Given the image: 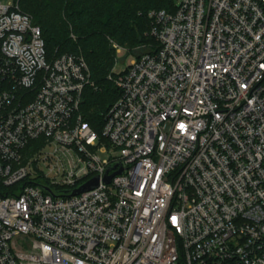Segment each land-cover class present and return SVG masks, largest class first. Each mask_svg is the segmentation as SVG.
<instances>
[{"label":"built area","instance_id":"obj_1","mask_svg":"<svg viewBox=\"0 0 264 264\" xmlns=\"http://www.w3.org/2000/svg\"><path fill=\"white\" fill-rule=\"evenodd\" d=\"M149 19L99 135L85 60L0 0V264H264V0Z\"/></svg>","mask_w":264,"mask_h":264},{"label":"trees","instance_id":"obj_2","mask_svg":"<svg viewBox=\"0 0 264 264\" xmlns=\"http://www.w3.org/2000/svg\"><path fill=\"white\" fill-rule=\"evenodd\" d=\"M20 9L41 28L49 58L72 54L87 63L93 86L83 91L80 114L101 135L104 117L121 95L108 80L116 60L111 41L128 54L155 44L149 13L177 7L172 0H20Z\"/></svg>","mask_w":264,"mask_h":264},{"label":"water","instance_id":"obj_3","mask_svg":"<svg viewBox=\"0 0 264 264\" xmlns=\"http://www.w3.org/2000/svg\"><path fill=\"white\" fill-rule=\"evenodd\" d=\"M119 174H122V170L118 171L117 173L111 175V176H107L104 180V182L106 184H109L112 180V178L116 175H119ZM99 186V179L98 178H95L93 180H91L90 182H88L87 184L81 186L80 188H78L77 190H75L73 193H72V196H75V195H79V194H82V193H85V192H88V191H91L95 188H97Z\"/></svg>","mask_w":264,"mask_h":264},{"label":"rangeland","instance_id":"obj_4","mask_svg":"<svg viewBox=\"0 0 264 264\" xmlns=\"http://www.w3.org/2000/svg\"><path fill=\"white\" fill-rule=\"evenodd\" d=\"M173 4L175 7H178L180 0H172ZM135 56L140 55L141 54V50H135L134 52H132ZM133 54H127V53H122L117 57V60H119L120 64L118 66V69H123L124 65L121 64V62L124 61V59H126V64H129L130 62L133 61V59H135V56ZM116 61V60H115Z\"/></svg>","mask_w":264,"mask_h":264}]
</instances>
